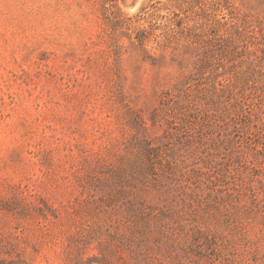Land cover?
Wrapping results in <instances>:
<instances>
[{
	"label": "rangeland",
	"instance_id": "374dc122",
	"mask_svg": "<svg viewBox=\"0 0 264 264\" xmlns=\"http://www.w3.org/2000/svg\"><path fill=\"white\" fill-rule=\"evenodd\" d=\"M0 264H264V0H0Z\"/></svg>",
	"mask_w": 264,
	"mask_h": 264
},
{
	"label": "bare ground",
	"instance_id": "6f19581e",
	"mask_svg": "<svg viewBox=\"0 0 264 264\" xmlns=\"http://www.w3.org/2000/svg\"><path fill=\"white\" fill-rule=\"evenodd\" d=\"M136 4V3H135Z\"/></svg>",
	"mask_w": 264,
	"mask_h": 264
}]
</instances>
